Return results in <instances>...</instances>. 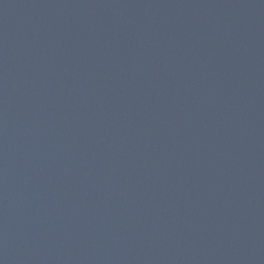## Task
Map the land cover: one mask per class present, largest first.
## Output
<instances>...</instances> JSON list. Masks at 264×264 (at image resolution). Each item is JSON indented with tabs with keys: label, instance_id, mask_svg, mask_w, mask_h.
Masks as SVG:
<instances>
[{
	"label": "water",
	"instance_id": "water-1",
	"mask_svg": "<svg viewBox=\"0 0 264 264\" xmlns=\"http://www.w3.org/2000/svg\"><path fill=\"white\" fill-rule=\"evenodd\" d=\"M0 264H264V0H0Z\"/></svg>",
	"mask_w": 264,
	"mask_h": 264
}]
</instances>
